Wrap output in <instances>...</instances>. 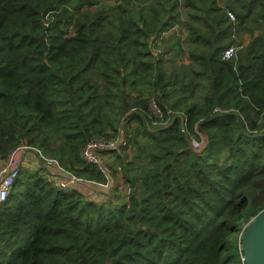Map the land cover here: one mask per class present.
Wrapping results in <instances>:
<instances>
[{
	"label": "trees",
	"instance_id": "16d2710c",
	"mask_svg": "<svg viewBox=\"0 0 264 264\" xmlns=\"http://www.w3.org/2000/svg\"><path fill=\"white\" fill-rule=\"evenodd\" d=\"M121 135L119 206L41 165L106 183L80 151ZM24 144L40 165L0 204V264H242L264 209V0H0V161Z\"/></svg>",
	"mask_w": 264,
	"mask_h": 264
},
{
	"label": "built area",
	"instance_id": "2783aa9c",
	"mask_svg": "<svg viewBox=\"0 0 264 264\" xmlns=\"http://www.w3.org/2000/svg\"><path fill=\"white\" fill-rule=\"evenodd\" d=\"M180 30L182 31L181 26L178 24L171 29V31H174L176 33H178V31ZM171 31H169L168 33H164L162 36L166 37ZM149 111L154 120L153 123H155L158 120V118L162 119L163 117L162 112L155 103L153 102L149 103ZM153 125L157 126V124H153ZM195 133L198 136V138L192 139L190 141V145L194 151H200L205 145V137L197 130H195ZM124 148H125V141L122 135L116 139H108L105 137L96 136L91 138L81 149L80 157L86 164L98 166L99 163L95 156V153L111 154L112 156L115 155L116 153L121 152L122 151L121 149ZM28 150L29 147L27 145L25 144L21 145L15 149H11L8 153V156L4 160L0 161V204L6 201L9 192L11 190V187L19 173L20 167L22 166V163L25 160V157L27 156ZM50 162H53L54 165L57 167V169L62 171V169L58 167L55 161H47L44 162V164L49 166L51 165ZM73 178L72 176L69 175L65 176V180H66L65 184H56L58 183V180H54L53 186H55L60 190H67L74 183ZM77 183H81V182H79L78 179H76V184ZM82 184H86V183H82ZM241 262L242 264H244L243 257L241 258Z\"/></svg>",
	"mask_w": 264,
	"mask_h": 264
},
{
	"label": "water",
	"instance_id": "95a60500",
	"mask_svg": "<svg viewBox=\"0 0 264 264\" xmlns=\"http://www.w3.org/2000/svg\"><path fill=\"white\" fill-rule=\"evenodd\" d=\"M46 27L43 26L42 33L38 37L45 51L47 50ZM177 117L183 121L181 116ZM240 242L244 264H264V209L244 227Z\"/></svg>",
	"mask_w": 264,
	"mask_h": 264
},
{
	"label": "crops",
	"instance_id": "0c3cea01",
	"mask_svg": "<svg viewBox=\"0 0 264 264\" xmlns=\"http://www.w3.org/2000/svg\"><path fill=\"white\" fill-rule=\"evenodd\" d=\"M111 158H113V159H111ZM101 159H102V161L104 162L105 165H104L103 168H101L100 165H98V167L100 168V170H102L103 172H105V174L107 176H109L108 175V172H107L108 171L107 170V167L112 168L114 171L118 170V168H115V165H116L115 155H112L111 156V154H106L105 156H102ZM23 165H25V164H23ZM44 167H45V171L48 174L49 178H51L52 180L65 179L66 173L58 170L55 165L48 166V167L47 166H44ZM116 180H117V178L112 177V179H111V177H110V180H108L106 182V185L112 187L111 190H107L105 187L90 188L88 185H86V187L83 186V185H79V184H77V185H78L79 188H82L81 191L83 193H85L86 196L89 199H92V200L96 201L97 203H101L103 200H106V199H109L110 200V199H112L111 192H113V188H116V186H115ZM123 184L124 183L121 182L119 184V186H118L119 189L117 188V192H115V194H118L119 195L118 199H114L113 198V200H119L120 199V201H122L123 196H125V192H124L125 186ZM78 187H74V188H78ZM119 192L122 194L121 195V198H120ZM113 200H111V201H113ZM123 201L125 203L126 198H124Z\"/></svg>",
	"mask_w": 264,
	"mask_h": 264
},
{
	"label": "rangeland",
	"instance_id": "374dc122",
	"mask_svg": "<svg viewBox=\"0 0 264 264\" xmlns=\"http://www.w3.org/2000/svg\"><path fill=\"white\" fill-rule=\"evenodd\" d=\"M171 39H169V43H167L164 47V50H166V49H168L169 47H172L173 46V44H172V42L170 41ZM159 52V51H158ZM232 49H228L224 54L226 55V56H229V55H231L232 54ZM190 63V62H189ZM153 124H157V125H160V126H166V125H168L169 124V121H163L161 118H158V120L155 122V123H153ZM205 137V136H204ZM206 140V139H205ZM106 154H103V153H95V156H96V158H97V160H98V163H99V165L101 166V168H103L104 167V162L102 161V159H101V157L102 156H105ZM114 158V157H113ZM113 158H111V159H113ZM40 160H39V158L37 157V155H35V154H33V153H29V154H27V156L25 157V160L23 161V163H22V165L23 164H25L24 165V167L23 168H25V170H28V169H30V171H34V170H37V166L38 165H40V162H39ZM51 163V165H49V166H52V165H54V163L53 162H50ZM42 165V167H44L45 165L44 164H41ZM27 168V169H26ZM108 172V174H111V172H109V171H107ZM119 174H120V172H119ZM69 174H66V176H68ZM70 176V175H69ZM73 178V177H72ZM73 180H74V183L71 185V187L69 188V189H71V188H74V187H78V185L76 184V179L75 178H73ZM51 181L53 182L54 180H52L51 179ZM65 182H66V180L65 179H59L58 180V183H56V184H65ZM117 185H119V183H116ZM87 185L90 187V188H95V187H105L107 190H111L112 189V187L111 186H108V185H106V183H96V182H89V183H87ZM119 189V188H118ZM68 190V189H67ZM119 191V190H118ZM121 192V191H120ZM119 192V194H120V198H121V193ZM113 192H111V194H112ZM127 193H128V189H126V194H125V196H123V199L124 198H126V200H127ZM115 194V193H114ZM123 199H122V201H120V199L119 200H113V197H112V199H106V200H103L101 203H105V204H109L110 206H119V205H121L122 203H124V201H123ZM111 200H113V201H111Z\"/></svg>",
	"mask_w": 264,
	"mask_h": 264
},
{
	"label": "clouds",
	"instance_id": "9594fccd",
	"mask_svg": "<svg viewBox=\"0 0 264 264\" xmlns=\"http://www.w3.org/2000/svg\"><path fill=\"white\" fill-rule=\"evenodd\" d=\"M124 192H126V188L124 189Z\"/></svg>",
	"mask_w": 264,
	"mask_h": 264
}]
</instances>
